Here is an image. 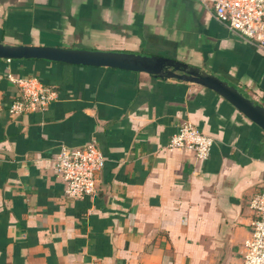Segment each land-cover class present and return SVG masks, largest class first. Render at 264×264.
I'll list each match as a JSON object with an SVG mask.
<instances>
[{"label":"crops","instance_id":"crops-1","mask_svg":"<svg viewBox=\"0 0 264 264\" xmlns=\"http://www.w3.org/2000/svg\"><path fill=\"white\" fill-rule=\"evenodd\" d=\"M0 43L158 55L202 68L264 106V50L195 0H0ZM55 86L13 117L9 75ZM191 122L211 156L169 150ZM97 144L98 194L73 200L63 146ZM264 191V130L215 92L176 79L0 59V264H242Z\"/></svg>","mask_w":264,"mask_h":264},{"label":"built area","instance_id":"built-area-1","mask_svg":"<svg viewBox=\"0 0 264 264\" xmlns=\"http://www.w3.org/2000/svg\"><path fill=\"white\" fill-rule=\"evenodd\" d=\"M212 11L222 25L239 38L264 50V0H195ZM10 62V61H9ZM18 88V97L9 113L13 117L41 112L58 97L55 86L34 76L9 75ZM215 138L191 122H183L171 137L169 150H190L201 160L211 156ZM107 159L97 144L78 148L63 146L56 156L58 175L66 184V194L73 200H84L98 194L97 174L105 168ZM255 213L250 237L245 241L242 264H264V191L251 200Z\"/></svg>","mask_w":264,"mask_h":264},{"label":"water","instance_id":"water-1","mask_svg":"<svg viewBox=\"0 0 264 264\" xmlns=\"http://www.w3.org/2000/svg\"><path fill=\"white\" fill-rule=\"evenodd\" d=\"M0 59L45 60L68 65L120 69L147 73L161 79L203 86L223 97L244 116L264 130V106L245 96L236 86L208 71L158 55L70 49L58 46L10 45L0 43Z\"/></svg>","mask_w":264,"mask_h":264}]
</instances>
